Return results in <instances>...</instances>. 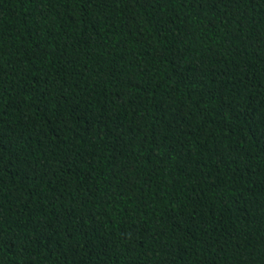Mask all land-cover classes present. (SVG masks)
<instances>
[{"label":"trees","instance_id":"1","mask_svg":"<svg viewBox=\"0 0 264 264\" xmlns=\"http://www.w3.org/2000/svg\"><path fill=\"white\" fill-rule=\"evenodd\" d=\"M0 264H264V0H0Z\"/></svg>","mask_w":264,"mask_h":264},{"label":"snow or ice","instance_id":"2","mask_svg":"<svg viewBox=\"0 0 264 264\" xmlns=\"http://www.w3.org/2000/svg\"><path fill=\"white\" fill-rule=\"evenodd\" d=\"M0 151H2V149H0Z\"/></svg>","mask_w":264,"mask_h":264}]
</instances>
